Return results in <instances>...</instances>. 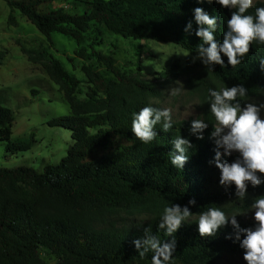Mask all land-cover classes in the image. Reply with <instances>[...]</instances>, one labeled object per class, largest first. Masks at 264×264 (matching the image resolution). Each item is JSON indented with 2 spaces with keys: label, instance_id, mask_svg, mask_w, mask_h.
<instances>
[{
  "label": "trees",
  "instance_id": "obj_1",
  "mask_svg": "<svg viewBox=\"0 0 264 264\" xmlns=\"http://www.w3.org/2000/svg\"><path fill=\"white\" fill-rule=\"evenodd\" d=\"M5 1L11 8V25L16 24L14 12L19 11L46 37L59 33L77 43L76 55L85 62L82 72L88 86L82 91L81 81L60 61L50 60L48 73L72 111L57 123L71 132L73 143L60 163L45 165L43 172L31 167L0 168V264H151L152 253L141 258L133 241L145 238L148 228L162 240L172 239L158 228L165 206L188 205L194 216L210 206L227 213L249 209L264 195V184L249 185L241 202L234 185L226 189L220 184V171L210 163L215 156L214 141L209 139L214 121L207 101L208 89L220 86L242 84L248 95L241 105L264 94V68L259 62L264 44L253 42L235 69L223 56L225 66L215 65L211 73L202 61L185 68L174 64L169 72L174 79L193 71L188 88L199 97L201 119L209 127L205 139L198 140L189 133L192 120L175 121L168 133L158 125L150 144H142L132 133V113L149 105L160 107L152 102L160 97L159 90L120 70L113 57L94 50L97 40L109 32L126 39L174 44L199 55L202 41L195 35L198 25L193 10L200 7L217 18L215 38L221 42L234 9L215 0ZM261 6L264 3L257 2L249 14ZM189 22L192 30L186 32ZM15 120L14 112L0 99V141L11 154L31 148L30 142L12 141ZM176 134L193 145L181 170L169 161ZM237 156L224 159L232 162ZM193 199L195 206L189 205ZM124 209H140L149 217L121 220L119 210ZM238 223L249 228L256 222ZM236 235L231 224L212 236H201L195 222L184 223L174 234L175 264H216L226 254H244ZM42 251L52 255L55 263L43 259Z\"/></svg>",
  "mask_w": 264,
  "mask_h": 264
},
{
  "label": "rangeland",
  "instance_id": "obj_2",
  "mask_svg": "<svg viewBox=\"0 0 264 264\" xmlns=\"http://www.w3.org/2000/svg\"><path fill=\"white\" fill-rule=\"evenodd\" d=\"M257 2L261 0H254V4ZM10 14L7 2L0 0V99L15 114L12 141L30 142L31 148L11 154L6 144L0 141V168L31 167L43 172L45 165L60 163L73 143L71 132L57 123L59 118L69 116L72 111L60 86L48 73L49 62L53 59L60 61L70 74L81 81V90L86 91L87 79L82 72L85 62L77 57L79 46L74 40L59 33L46 37L19 11L14 12L16 24L11 25ZM97 41L99 45L94 46L95 51L113 57L116 66L131 77L156 86L160 97L152 102L170 108L174 121L202 118L200 99L188 88L193 71L177 79L169 74L174 64L185 68L199 63V55H192L174 44L126 39L109 32ZM89 45L90 42L86 44L88 52H92ZM93 65L100 72L106 70L96 62ZM174 87L178 90L171 95ZM247 103L264 104V94L248 99L242 107ZM261 118L264 119V109ZM119 212L121 220H144L149 217L140 209ZM253 215L252 211H247L237 215L236 219L254 221ZM41 256L49 263L56 261L46 251H42ZM216 264L247 262L244 254H226Z\"/></svg>",
  "mask_w": 264,
  "mask_h": 264
},
{
  "label": "clouds",
  "instance_id": "obj_3",
  "mask_svg": "<svg viewBox=\"0 0 264 264\" xmlns=\"http://www.w3.org/2000/svg\"><path fill=\"white\" fill-rule=\"evenodd\" d=\"M215 3L235 10L226 21L227 30L223 32L221 42H217L215 38L217 18L209 15L203 8L193 10L195 23L198 25L195 35L202 41L197 49L198 58L209 73L214 72L215 65L225 66L222 56L227 57V64L235 69L249 53L253 42L264 44V6L256 7L253 15L249 14V9L253 7L254 0H215ZM191 30L192 23L189 22L185 31ZM259 62L264 68V57ZM177 90V87L172 88L170 94L175 95ZM247 95L248 90L241 84L230 88H210L207 96L209 112L214 121L209 139L214 141L215 156L210 163H214L219 169V182L222 186L226 189L235 186V196L241 202L247 197L249 185L255 188L264 184V176L260 175L264 174V119L261 118L264 104L247 103L242 107L240 101ZM174 124L170 108L149 105L132 113L131 131L142 144H150L157 137L155 129L158 125L168 133L172 131ZM208 127V122L196 118L191 121L189 133L196 139L203 140ZM172 144L174 150L169 153V161L174 168L181 170L193 145L190 139L180 134L174 136ZM233 153H238L234 161L224 159ZM195 204L194 199L189 201V205ZM247 211L254 213L256 223L254 227L241 228L236 217ZM158 221L159 230L165 237H172L171 240H162L158 235H152L151 228H148L145 230V238L133 241L141 258L152 253L151 264H175L174 234L184 223L192 222L197 224L201 236H212L221 227L231 224L236 230V240L244 250L247 264H264V195L257 197L250 208L244 211L237 209L226 213L221 207L210 206L198 216H194L188 205L182 207L171 204L163 208Z\"/></svg>",
  "mask_w": 264,
  "mask_h": 264
}]
</instances>
